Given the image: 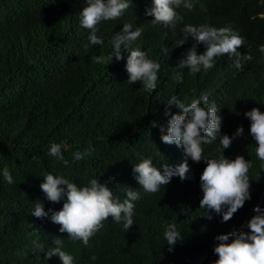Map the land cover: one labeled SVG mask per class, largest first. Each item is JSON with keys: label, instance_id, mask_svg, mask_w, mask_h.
I'll use <instances>...</instances> for the list:
<instances>
[{"label": "trees", "instance_id": "1", "mask_svg": "<svg viewBox=\"0 0 264 264\" xmlns=\"http://www.w3.org/2000/svg\"><path fill=\"white\" fill-rule=\"evenodd\" d=\"M151 0H132L123 17L104 21L99 34L104 44L85 50L88 29L79 24L84 0H0V167L7 166L13 177L8 184L0 178V264H61L58 256L45 259L44 253L30 251L34 238L49 248L53 236H60L63 248L71 253L74 264H210L216 254L213 237L229 231H249L244 225L264 206V168L257 159L255 141L243 113L253 107L264 111V3L259 0H192L193 7L176 11L182 21L175 31L149 23L145 7ZM130 21L144 31L132 47L146 50L160 64L157 87L143 90L140 82L127 83L122 58L103 64L93 63L92 55L111 52V35L122 23ZM185 23L230 26L245 38L238 46L241 67H233L235 56L222 54L213 66L199 73L175 79V67L182 52L194 41L182 38ZM167 48L168 53L161 49ZM205 50L197 45V52ZM201 91L209 93L222 116L221 133L231 134L242 126L224 155L234 159L243 155L252 161L249 170L250 199L233 216L221 222L213 213L207 219L199 208L202 192L199 177L205 162H192L189 178L173 177L156 193H145L134 179L132 164L151 157L160 164H176L183 159L180 148L160 140L159 126L166 121L164 102L176 94L189 100ZM171 111H177L173 106ZM155 121V126L152 122ZM49 141H64L65 165L47 154ZM219 139L204 145L206 153L216 155ZM92 145V155L71 161V151ZM45 172L59 173L76 183L97 177L123 199L128 187L140 192L135 202V223L125 232L111 218L89 239L88 245L71 241L59 225L30 214L36 199H44L39 188ZM62 202L45 201V209H59ZM187 208L186 214L182 213ZM176 221L183 238L168 251L164 227ZM231 239V237H230Z\"/></svg>", "mask_w": 264, "mask_h": 264}, {"label": "clouds", "instance_id": "2", "mask_svg": "<svg viewBox=\"0 0 264 264\" xmlns=\"http://www.w3.org/2000/svg\"><path fill=\"white\" fill-rule=\"evenodd\" d=\"M259 2L264 3V0ZM130 4L132 0H84L79 15V24L89 30L87 43L83 44L84 49L103 45L104 37L99 34L98 25L123 17ZM180 7L191 10L192 0H151L150 5L145 7L144 15L153 17L149 22L152 25H161L175 31L183 19L176 11ZM143 31V26H134L130 21L123 22L119 31H115L110 37L111 52L108 56L92 55L90 60L103 64L115 57L119 61L122 58L121 50H125L127 55L123 59L127 83L133 85L139 81L143 90L152 92L157 87L160 64L151 58L146 50L132 47ZM179 31L182 38L176 42L177 46L185 44L189 38L194 43L180 55L175 66L178 69L175 73L177 80L182 79L184 69H187L189 74H195L211 68L214 58L225 53L229 58L236 57L233 60V67L236 69L241 67L242 60L250 58L247 54L241 56L237 51L238 46L245 43V38L230 26L217 28L208 24L185 23ZM198 44L205 46V50L199 54ZM258 50L264 53V44L259 45ZM161 51L168 53L167 48ZM173 106L177 111H171ZM219 108L214 100L209 99L207 91H201L190 100L187 96L181 98L176 94L170 95L164 102L162 114L167 119L159 126L160 140L180 148L183 159L171 165L162 163L158 169L153 165L151 157H145L132 164V174L145 193H156L173 177H179L181 181L189 178L188 160L194 163L205 162L199 177L202 192L199 208L204 209L202 216L212 219L215 213L223 223L251 198L248 173L253 165L252 161L246 160L243 155H236L234 159L224 155V150L234 138L241 135L243 128L237 126L231 136L222 134V116L219 114ZM243 115L250 121L248 132L255 141V155L261 161V168H264V111L253 107ZM152 124L155 126V121ZM217 139L219 143L215 148L216 155L206 153L204 145L212 144ZM69 147L64 141H49L47 154L55 161L67 165L69 160L64 153ZM93 151L92 145L83 150L76 148L70 153L71 161L74 163L87 158ZM42 177L39 188L44 194V199L35 200L30 214L58 224L57 231L66 232L69 240H78L88 245L89 239L103 227V221L109 217L125 232L134 225L135 202L141 198L136 189L128 187L121 199L109 187L108 181L101 183L97 177L88 178L86 183H76L64 175L52 172H45ZM0 178L8 184L13 183L7 166L0 167ZM45 201L53 204L62 202V205L58 210L53 207L46 210ZM253 211L255 214L244 225L249 231H229L213 237L217 243L213 245L212 252L217 258L210 264H264V206L256 205ZM181 212L186 214L188 209L185 208ZM163 239L168 251H172L173 246L183 239L176 221L169 222L164 227ZM51 245L45 249L37 237L31 241L30 251L35 255L43 252L45 259L58 256L61 264H74L73 255L64 250L60 236H53Z\"/></svg>", "mask_w": 264, "mask_h": 264}]
</instances>
